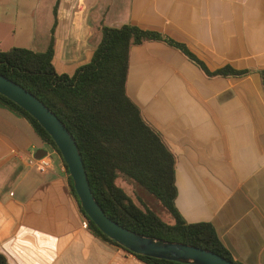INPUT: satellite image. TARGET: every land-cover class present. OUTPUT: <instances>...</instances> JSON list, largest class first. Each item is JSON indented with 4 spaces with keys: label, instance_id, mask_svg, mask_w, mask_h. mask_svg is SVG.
Returning a JSON list of instances; mask_svg holds the SVG:
<instances>
[{
    "label": "crops",
    "instance_id": "1",
    "mask_svg": "<svg viewBox=\"0 0 264 264\" xmlns=\"http://www.w3.org/2000/svg\"><path fill=\"white\" fill-rule=\"evenodd\" d=\"M53 2L38 50L35 8L12 24L0 5V44L25 29L29 44L18 46L45 51L53 38L56 69L73 74L102 24H135L186 46L210 71H245L210 76L180 48L146 40L130 48L127 93L176 156L184 219L210 222L236 262L264 264V0ZM45 142L0 102V253L10 264H148L89 229L59 152L47 171L31 163L50 150Z\"/></svg>",
    "mask_w": 264,
    "mask_h": 264
},
{
    "label": "trees",
    "instance_id": "2",
    "mask_svg": "<svg viewBox=\"0 0 264 264\" xmlns=\"http://www.w3.org/2000/svg\"><path fill=\"white\" fill-rule=\"evenodd\" d=\"M100 30V42L73 74L56 69L53 38L45 51L22 46L0 50V73L35 94L66 125L80 149L92 192L112 219L144 235L208 248L240 264L210 222L189 223L177 208L176 156L129 97L127 78L130 48L146 40H164L180 48L210 76L245 71L231 66L210 71L186 46L135 24H102ZM0 102L26 117L42 139L59 152L50 134L29 112L1 93ZM121 178L153 197L168 218L144 201L137 203L119 182ZM81 211L94 234L121 246L103 233L82 207ZM134 254L148 264H193ZM0 264H10L2 253Z\"/></svg>",
    "mask_w": 264,
    "mask_h": 264
},
{
    "label": "water",
    "instance_id": "3",
    "mask_svg": "<svg viewBox=\"0 0 264 264\" xmlns=\"http://www.w3.org/2000/svg\"><path fill=\"white\" fill-rule=\"evenodd\" d=\"M0 93L15 101L45 128L55 142L69 174L80 205L98 228L130 252L193 264H236L205 247L144 235L112 219L92 192L78 144L62 120L35 94L0 73ZM47 150L39 148L36 158Z\"/></svg>",
    "mask_w": 264,
    "mask_h": 264
},
{
    "label": "rangeland",
    "instance_id": "4",
    "mask_svg": "<svg viewBox=\"0 0 264 264\" xmlns=\"http://www.w3.org/2000/svg\"><path fill=\"white\" fill-rule=\"evenodd\" d=\"M54 0H0V5H2L6 11L7 16L11 19L12 24H14V18L16 12H23L26 16L22 17L24 20L28 18L29 12L35 8L36 11V50L39 49L40 40H43L46 35V27L53 22V2ZM29 21V20H28ZM8 28L11 27L10 21L8 22ZM7 31V30H6ZM28 29L23 31H17L15 37L8 35L1 36V49H6L12 46H18L22 44H29ZM4 33V32H3ZM18 43V44H17ZM23 46V45H22ZM119 182L126 188V190L132 195V197L141 205L144 201L146 205L157 211L162 217L168 218L164 209L157 203V201L140 189L137 185L129 182L125 179H120ZM141 200V201H140Z\"/></svg>",
    "mask_w": 264,
    "mask_h": 264
},
{
    "label": "built area",
    "instance_id": "5",
    "mask_svg": "<svg viewBox=\"0 0 264 264\" xmlns=\"http://www.w3.org/2000/svg\"><path fill=\"white\" fill-rule=\"evenodd\" d=\"M47 146H50V150L46 147V154L40 158L31 159V163H34L39 171H47L52 168L54 162V153L58 152L57 149L50 143L45 142Z\"/></svg>",
    "mask_w": 264,
    "mask_h": 264
}]
</instances>
